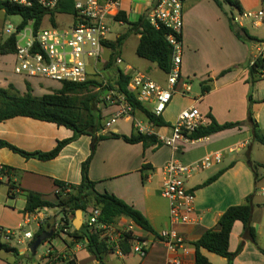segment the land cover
Instances as JSON below:
<instances>
[{"label": "crops", "instance_id": "0c3cea01", "mask_svg": "<svg viewBox=\"0 0 264 264\" xmlns=\"http://www.w3.org/2000/svg\"><path fill=\"white\" fill-rule=\"evenodd\" d=\"M216 1L220 2V0H182L180 72L184 80L189 83L195 80L199 84V91L190 98L186 108L194 106L205 118L209 114L219 124L240 122L242 126L202 138L180 153H173L163 146L152 145L144 148L140 143L128 144L121 139L103 140L96 146L88 166L87 176L89 181L94 183V190L97 193L114 195L132 206L147 219L158 235L161 231L170 228L168 203L161 196V171L164 164L173 157L183 164L192 165L205 157L219 154L222 157L219 164L195 172L186 181V188L193 191L195 195L197 223L173 227L176 233L183 236L188 247V253L179 252L178 257L183 264H194L192 243L206 231L215 229L219 217L227 208L242 205L249 197L252 205L250 224L256 233L255 243L244 235L242 223L236 221L230 232L228 250L231 253L236 252L242 242V248L232 264H264V255L259 251L260 249L264 251V207L262 206L264 201L256 199L258 194L264 198L260 195V185L264 180L259 173L260 168L255 173V165L264 164V161L250 160L252 144L258 143L253 141L250 125L246 123L248 108H250L253 121L257 124L260 133L264 135V94L260 95L261 82L264 84V79L252 85L246 83L248 66L252 58L260 55L264 59V43H252L255 53L251 56L250 49L246 47L243 53L236 55L238 58L236 62L235 39L238 42L241 40L235 37L222 5L219 7ZM156 2L157 0H119V13H124L129 23H135ZM239 2L242 10L257 7L256 2L255 4L247 0H239ZM11 17L14 16H7L3 10H0V45L9 37L4 29L10 24L8 19ZM16 17L21 22V18ZM28 25L32 29L31 22ZM109 26L107 40L102 44L100 61L95 65L90 62L89 80L105 81L111 87L114 86L117 71L120 70L125 74L139 71L164 85L165 80L161 82L159 79L160 71L156 66L136 56L135 50L139 36L134 35L128 25L115 18L109 22ZM14 35L18 40L17 34ZM119 37H123L120 46L115 49L110 48L108 44L115 43ZM257 38L261 40L264 36ZM129 46H131L130 49ZM116 59H121L122 64H116ZM14 64V54L0 55V89L6 90L9 86H13L20 95H23L27 92L28 85L31 94L36 97L48 94L46 91L48 88L57 89L44 86L41 82L44 80L41 79H24L14 75L12 71ZM134 65L139 68L136 69ZM118 66H123V69ZM229 67L233 68L231 72L226 70ZM225 70L229 72L219 76ZM197 73H199L198 76ZM201 83L209 87V91L203 95L200 91ZM104 95V92L99 93L98 100ZM176 96L178 95L174 97ZM248 96L251 97V105H249ZM97 107L100 109L103 125L119 109L118 105L104 106L103 103L102 106L98 104ZM170 108L171 106L161 116L170 126L155 128L147 125L150 134L157 138L168 136L178 114L186 109L175 111L174 108ZM137 114L132 115L134 119ZM120 121L128 122L129 125L121 124L119 127H111L108 130L103 128L100 134L113 133L128 137L137 132L133 120L119 119L117 122ZM72 137L73 132L63 126L28 117L17 116L0 122V141L26 153H48L58 142ZM91 141L92 136H79L65 145L59 154L49 161L26 159L8 148H0V170L2 167L10 169L13 175L11 182L19 190L15 198L10 199L9 178L0 174V228L16 233L19 230L35 229V223L40 219H44L49 225L56 222L63 215L56 213L57 208H44L31 214L25 213L26 193H35L42 200L56 205L58 188L55 182L72 186L80 185L81 166L90 156ZM245 149H247V155L234 157ZM143 166H146L145 169ZM219 171L223 172L214 182L199 187ZM83 215L84 212L82 219ZM73 217L71 214L67 216L71 226ZM118 221L128 222L125 218H120ZM139 235L149 242H154L145 258L141 259L131 253L119 257L114 252H110L103 256V264H167L170 255L161 243L155 241L156 237L142 230ZM57 239L52 241L50 238L42 243L46 244V248L38 256L37 250L35 255L30 253L28 242L22 243L23 247H18L20 244H17V239L12 240L7 244L17 249L18 256L0 252V264H44L48 259L46 255L48 251L61 254L66 259L73 258L74 264H99L94 255L88 252L84 243L72 242L59 236ZM201 254L210 264H226L224 258L205 250H201ZM35 256L37 262L32 259Z\"/></svg>", "mask_w": 264, "mask_h": 264}, {"label": "built area", "instance_id": "2783aa9c", "mask_svg": "<svg viewBox=\"0 0 264 264\" xmlns=\"http://www.w3.org/2000/svg\"><path fill=\"white\" fill-rule=\"evenodd\" d=\"M8 3L31 7L36 5L46 12L54 11L63 0H6ZM257 9H246L237 12L233 16V23L237 26L240 21L246 22L251 29L264 26V0H257ZM182 0H157L154 6L146 12V20L156 29L159 26L171 30L167 41L173 49L172 65L170 73L165 75V83L161 85L139 71H132L127 85V91L134 93L136 100L155 116H162L172 102L175 95L184 97L190 93V83L182 77L180 68L182 61L181 35ZM119 14V0H73V15L62 14L65 22H56L55 26L40 28L35 34L31 29L29 36L23 35L15 44V64L13 74L27 79H44L56 83H85L89 80L88 68L90 62L94 65L100 61L102 44L107 40L110 26L109 22ZM32 24V22H31ZM241 26V25H240ZM239 26V27H240ZM4 32L7 36H17V27L8 24ZM21 32V31H20ZM116 64H122L121 59H116ZM252 64V61L249 65ZM102 88H106L102 100L106 105L119 106V109L103 125L104 129H110L119 119L133 120L137 132L149 134L147 125L135 120L132 110L125 105L122 95L110 89L105 81H101ZM208 123L207 119L194 106L182 110L175 122L171 125L170 134L159 137L163 147L169 148L173 153L183 152L188 146L195 144L201 139L190 138L191 133ZM222 157L214 154L205 157L192 165L183 164L171 157L162 167L161 196L168 203V221L170 228L161 231L155 241L161 243L170 257L167 264H183L178 253H188L186 240L173 230L175 226H190L197 223L195 216V195L186 188V181L200 170L209 169L219 164ZM264 180V168L262 169ZM260 195L264 197V187L260 188ZM86 221L82 219V227L90 233L98 234L105 243L113 249V252L121 257L119 242L126 235L131 237L130 253L143 259L146 257L152 242L139 235L141 229L134 223L119 222L106 225L98 221L100 211L92 209L84 214ZM29 219V217H28ZM67 217L62 215L51 225L50 231L57 236L60 234L69 238L71 233ZM45 223L40 219L35 223V229L19 230L12 232L0 228V241L4 243L17 239V244L32 241L34 234ZM86 245V241H84ZM48 259L45 263L58 264L59 262H73V258L66 259L61 254L46 253Z\"/></svg>", "mask_w": 264, "mask_h": 264}, {"label": "trees", "instance_id": "16d2710c", "mask_svg": "<svg viewBox=\"0 0 264 264\" xmlns=\"http://www.w3.org/2000/svg\"><path fill=\"white\" fill-rule=\"evenodd\" d=\"M221 2L226 4L233 11L238 13L242 11L239 0H221ZM221 2L216 1L219 7H221ZM0 10H3L7 16H19L21 18V22L17 26V32L22 31L30 22H32V31L33 34H35L41 28L44 19H47L51 25L55 26L60 15H73V0H63L52 12H46L36 5L23 7L8 3L6 0H0ZM115 20L128 25L129 30L134 35L139 36V41L135 50V54L138 58L154 64L156 68L165 75L170 73L173 49L167 41V36L171 34V30L164 26H159L156 29L146 20L145 15L140 17L135 23H129L124 13H119L117 17H115ZM228 22L235 37L240 39L241 36L236 32L235 28L237 25L233 23V15L228 17ZM239 29L244 37L250 42L264 43V38L262 40L256 39L252 37L246 29ZM122 40L123 37H119L115 43L108 44V46L115 49L117 46H120ZM178 40L181 42V35L178 36ZM15 44L16 36L11 35L2 45H0V55L14 54ZM251 61L252 64L248 66V79L246 80V83L250 85L264 79V59L259 55L252 58ZM227 72L228 71H222L219 76H223ZM129 79V74H125L119 70L117 71L114 86L109 88L122 95L125 105L131 108L132 115L134 116L136 113L140 114L147 125L155 128L170 126L161 116H155L149 111V109L144 107L143 104L138 102L134 93L127 91ZM57 84V89L40 97L33 96L28 85L27 92L23 95H20L13 86H9L6 90L0 89V122L21 116L63 126L73 132V137L71 139L58 142L55 148L48 153H26L2 141H0V148H8L12 152L17 153L26 159L49 161L54 159L65 145L79 136H92L90 156L81 166L80 185L72 186L65 185L61 182H55L58 188L56 195L58 201L56 205L42 200L41 197L35 193L28 192L26 193L24 212L31 214L44 208H57L59 212L67 217L68 214L74 216L76 210H82V212L86 214L92 209H98L100 211L98 219L100 223L113 225L120 218H125L134 223L142 231L157 237L158 235L151 228L147 219L139 211L116 198L114 195L97 193L94 190V183L90 182L88 179L87 172L92 155L100 141L107 139H121L128 144L140 143L145 148L152 145H156L157 147L161 146L158 138L153 134L149 135L139 132H134L128 137L113 133H108L106 135L100 134V131L103 129V119L101 117L100 109L97 107L100 103L97 98L99 93L106 91V88L101 87V82H98L97 84V82L93 80H88L87 82L80 84L65 82ZM200 91L203 95L209 91V87L205 86L204 83H201ZM92 101H95V103ZM248 102L249 105H251L250 96H248ZM103 105H106L104 101ZM206 118L208 119V123L191 133V139L198 140L206 138L221 131L240 128L242 126V123L240 122L219 124L209 114H207ZM246 123L250 125L253 141L264 146V135L260 133L257 124L253 121L250 108H248ZM145 167L146 166H143L144 169ZM258 168L263 169L264 164H256L255 173ZM222 172L223 171H219L199 187L211 184L222 174ZM0 174L1 176L9 178L8 196L10 199L15 198L16 193L19 192V190L16 188L15 184L11 182V177L13 175L10 169L2 167ZM256 178H258L257 174ZM15 190L17 191L13 192ZM262 206L264 207V205ZM251 212L252 205L249 197L246 198L244 204L227 208L219 217L216 228L206 231L199 239L192 243L194 249V264H210L201 254V250H205L218 257L224 258L226 264H232L235 256L242 248L241 242L236 252L231 253L228 250L230 232L236 221L242 223L244 235H246L251 242L255 243L256 233L250 224ZM67 222L70 224L69 220H67ZM70 227L71 233L67 239L72 242L80 241L84 243V241H86V249L89 253L94 255L99 264H103L102 261L105 254L113 252V249H111L98 234L88 232L85 227H81L78 231L74 230L71 224ZM50 229L51 225L44 223L34 234L32 241L29 243V248L36 238L40 237L43 233L49 232ZM56 236V234H53L51 239ZM131 242V237L129 235H126L124 239L119 242V249L123 255L130 253ZM93 247L95 250H93ZM259 251L264 255L263 250L260 249ZM0 252L12 253L14 256H18L17 249L1 241ZM67 264L74 263L67 262Z\"/></svg>", "mask_w": 264, "mask_h": 264}, {"label": "rangeland", "instance_id": "374dc122", "mask_svg": "<svg viewBox=\"0 0 264 264\" xmlns=\"http://www.w3.org/2000/svg\"><path fill=\"white\" fill-rule=\"evenodd\" d=\"M243 1H246V0H243ZM220 2H221V0H220ZM247 2H250L251 4H255V2L257 3V7L255 8V9H257L258 8V6H259V4H258V1L257 0H247ZM221 5H222V9L224 10V12H225V15L227 16V18L228 17H230L231 15H233V16H237V12L236 11H233V10H231L226 4H224V3H222L221 2ZM9 20V23L10 24H12L13 25V27L14 26H17L19 23H20V19L18 18V17H16V16H14V17H11V18H9L8 19ZM66 21H67V19L65 18V17H59L58 18V20H57V22H59V23H61V22H65L66 23ZM241 25V26H240ZM240 27L239 26H235V28H236V32L237 33H239V35L241 36V38L239 39V40H241V41H237L236 39H235V56L236 55H239L240 53H243V51H244V49H246V47H248L249 49H250V56L251 55H253L254 53H255V49H253L252 48V43H254V42H250L249 40H247L245 37H244V35H243V33H241V30L239 29V28H244V29H246V31L252 36V37H254V38H256V39H258L257 37H263L264 36V26L263 27H260V28H258V29H251V28H249V26H246L247 24H246V22H243L242 20L240 21ZM49 26H50V23H49V21L47 20V19H44L43 20V22H42V25H41V28L42 29H46V28H49ZM30 29H31V27L28 25L27 27H25L24 28V30H22L21 32H19V35L17 36V39L19 40L20 38H21V36H23V35H26V36H29V31H30ZM201 36H203L204 37V35L201 33ZM262 40V39H261ZM130 47L131 46H129V49H130ZM263 54H264V50H263ZM257 56V55H256ZM235 61L237 62L238 61V58H237V56L235 57ZM134 66H136V65H134ZM236 66H238V64L236 65ZM118 68H120V69H123V66H118ZM137 68H139V66H136V69ZM232 67H229L228 69H226V70H229L230 72L232 71ZM225 70V71H226ZM228 71V72H229ZM198 74L199 73H197V76H198ZM158 77H159V79L161 80V82L162 81H164L165 80V76H164V74H162L161 72L160 73H158ZM41 80H44V79H41ZM261 81H263V80H261ZM42 83H43V85L44 86H49V87H52V88H57L58 87V84L56 83V82H53V81H49V80H44V81H41ZM97 84H98V82H97ZM264 84H262V82H261V93H260V95L262 94V96H263V94H264V86H263ZM190 88H191V91H190V93L189 94H187V96H184V97H181V96H176V97H174L173 98V101L170 103L171 105H169V106H171V108L170 109H173L174 108V110L175 111H179V110H181L182 108H186V106L189 104V100H190V98H192V97H194V95H196V92L197 91H199V84H198V82L197 81H195V80H193L191 83H190ZM54 89H46V91H47V93H51L52 91H53ZM98 99V98H97ZM99 101H100V103H99V105L100 106H102V103H103V101H102V99H99ZM92 102H94L95 103V101H92ZM169 106L167 107V109L169 108ZM166 109V110H167ZM165 113V112H164ZM163 113V114H164ZM162 114V115H163ZM121 120V119H120ZM135 120H137V121H140L142 124H144V125H147L146 124V122H145V120H144V118L140 115V114H137L136 116H135ZM175 122V121H174ZM173 122V123H174ZM123 125V126H127V125H129V123L128 122H124V121H120V122H117V124H115V125H113L112 127L113 128H115V127H119L120 125ZM169 124V123H168ZM252 147H253V150H252V153H251V156H250V160H256V161H264V146H261V145H258V144H252ZM247 149H245V150H241V152L239 153V154H236V155H234V157H237V156H239V155H241V156H244V155H247ZM249 157V156H248ZM262 172H263V170L262 169H260V171H259V173L261 174V176H262ZM260 187H264V182L262 181V183H261V185H260ZM69 193V192H68ZM257 201H264V198H261L260 196H259V194L257 195ZM56 213L57 214H61V212H59V210H57L56 211ZM74 218V217H73ZM83 221L85 222L86 221V217H85V215H83ZM59 237H63L61 234H60V236ZM58 236H56V237H54L53 239H52V241H57L58 239ZM64 238V237H63ZM24 243H26V241L24 242ZM55 243H57V242H55ZM24 246V244H20V245H18V247H23ZM45 248H46V244H42V245H40L38 248H37V256L38 255H41V253H43L44 252V250H45ZM55 254H57V253H55ZM33 259V261H38L37 260V258H36V256L35 257H33L32 258Z\"/></svg>", "mask_w": 264, "mask_h": 264}, {"label": "water", "instance_id": "95a60500", "mask_svg": "<svg viewBox=\"0 0 264 264\" xmlns=\"http://www.w3.org/2000/svg\"><path fill=\"white\" fill-rule=\"evenodd\" d=\"M82 214H83L82 210L75 211L74 220L72 222V227L76 231H78L82 227ZM52 235H53L52 231H49L47 233H43L42 235H40V237L36 238L29 248L30 253L35 255L37 248L40 245H42V243L50 239ZM93 250H95L94 247H93Z\"/></svg>", "mask_w": 264, "mask_h": 264}]
</instances>
